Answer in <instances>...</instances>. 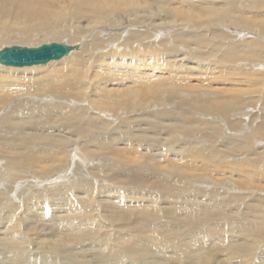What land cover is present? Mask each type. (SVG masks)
Wrapping results in <instances>:
<instances>
[{
  "label": "bare ground",
  "instance_id": "bare-ground-1",
  "mask_svg": "<svg viewBox=\"0 0 264 264\" xmlns=\"http://www.w3.org/2000/svg\"><path fill=\"white\" fill-rule=\"evenodd\" d=\"M212 29L213 34L201 33L202 37L192 34ZM171 33L172 37L161 41L164 45L154 41ZM38 35L40 45L47 43L44 41L49 36H59L64 44H76L79 49L42 66L13 68L0 63V179L8 172L13 174V187L6 194L0 192V264H264V251L259 250L264 246L262 221H238V217L225 216L232 209H224L226 212L217 211L214 217L227 220L228 225L218 230L213 227L221 221L214 224L212 216L199 212L202 202L200 208L194 204L200 192L186 197L191 198L185 202L182 195L188 190L186 186L192 191L209 184L206 176L195 175L198 165L186 170L190 175L184 174V168L198 152L203 153L202 149L186 148L174 159L165 149L162 160L151 161L139 153L146 137L139 135L137 144L129 138V130L134 136L136 127L128 125L123 132L125 147L119 144L120 134L112 137V131L127 126L119 120L131 126L145 122L169 127L175 133L166 139L169 145L195 134L194 121L199 124L201 118L213 117L230 125L240 122L248 128L244 117L249 110L259 105V113H264V0H0V50L38 47L31 44ZM249 36L252 39L248 40ZM200 50V54L194 53ZM240 72L243 74L237 75ZM192 77L196 87H208L206 80L223 77L241 79L234 85L249 89L226 88L229 92L221 98L210 93H187L185 88ZM257 88L261 92L255 99L250 91L254 93ZM76 102L85 106L77 107ZM163 106L173 109L157 114L159 120L146 118L151 113L140 114L145 107L151 111ZM228 114L236 121L225 118ZM164 118L176 122L164 123ZM259 121H248L259 125L247 138L254 144L264 141V115ZM77 143L87 152L89 173L96 182L91 181L93 187L98 185L97 178L108 182L113 178L100 172L102 165L116 171L111 161H141L140 167L149 166L150 175L165 174L162 178L166 182L183 187H171L164 181L156 184L145 178L144 169L125 178L128 183L124 181L122 187L116 186L120 184L117 181L114 187L98 185L95 191L82 189V185L76 189L50 187L56 185H50L56 173L65 170L60 154L65 156V163L71 158L84 160ZM40 144L50 148L40 149ZM201 156L202 161L207 159ZM96 161L102 165L92 167ZM239 162L237 159L236 167ZM245 166L244 179L251 172L248 164ZM139 182L148 190H131ZM1 183L0 188H4ZM227 184L222 183L229 187ZM21 186L25 187L22 191ZM159 186L161 194L157 195L153 190ZM126 187L130 189L123 191ZM214 190L223 189L216 186ZM224 191L229 190L224 189L221 195ZM218 192L213 199H218ZM17 200L20 202L12 205ZM175 201L177 206L172 204ZM22 202L27 206L20 208ZM204 225L218 231H207L205 236L196 232L194 239L176 235L177 231ZM146 229L149 232L143 231ZM139 231H143L141 241L137 240ZM159 231L164 239L157 237Z\"/></svg>",
  "mask_w": 264,
  "mask_h": 264
},
{
  "label": "rangeland",
  "instance_id": "rangeland-1",
  "mask_svg": "<svg viewBox=\"0 0 264 264\" xmlns=\"http://www.w3.org/2000/svg\"><path fill=\"white\" fill-rule=\"evenodd\" d=\"M213 1L221 2V0H213ZM241 1H244V0H241ZM234 28H235V31L239 30V27H234ZM111 29L114 31L113 33H116L115 30L117 28H114V26H113V27H111ZM216 29H222V28L221 27H215V30ZM210 32L213 34V29L210 30V31L201 30L199 32H194L192 34H197V35H200V37H202L204 35H202L201 33H210ZM113 33H111V35H113ZM184 33H188V32L185 31ZM38 34H40V33H38ZM232 34H234L236 36L237 32H232ZM173 35H174V33L166 34V35L161 36L159 38L160 40L157 38V39H154V41L157 42V40H158V43L164 45L161 41H163L164 39H168V38L172 37ZM103 37H106V36L103 35ZM125 37L126 38L129 37V35H126ZM39 38H40V35H38L36 38L32 39L31 44L32 45H38L39 44ZM107 39H109V37ZM250 39H252V37L249 36L248 40H250ZM52 41H54V42H58L59 41L58 43H66L59 36H57V37H50L49 36L48 40L44 41V42L51 43ZM245 41H247V37L243 38V42H245ZM115 42H116V40H115ZM215 42H219V41H215ZM230 43H233V42H230ZM234 43H237V42H234ZM31 44H29V46ZM75 45L76 44H72V46H75ZM69 46H71V45H69ZM193 46L196 47V45H193ZM162 48H164V47H162ZM78 49H79V47H78ZM201 50L200 51H195L194 53L195 54H200ZM205 50H206V48H205ZM186 52H188V51H186ZM58 61H60V60H58ZM58 61H54V62H58ZM44 65H46V64H44ZM36 66H42V65H36ZM30 67H34V66H30ZM30 67L27 66V67H13V68H30ZM188 71H193L194 72L195 70L194 69H188ZM241 74H243V73H241V72L237 73V75H239V76ZM220 78H221V81L219 80ZM236 82L240 83V82H242V80L238 79V78L226 80L223 77H217L216 79H214L211 82H208L206 80V83H208L207 84L208 87H196V86H194V84H196V81L192 77L191 79L188 80V82H187L188 85L186 86L185 91L187 93H192V94L210 93V94L219 96L221 98V95L223 93L229 92V91L226 90V88H228V89H249V88H246L245 86H240L239 87V85H234ZM253 92L254 93H252L250 91V95L252 94L251 97H254L256 99V98H258V97H256V95L260 94L261 91L258 90V88H257V90L254 89ZM75 104L77 105V107L80 106V107L83 108L85 106V104L83 102L82 103L76 102ZM258 106L259 105H256L254 108L249 110L250 113L247 112L245 117H244L246 119V122H247L246 125L248 123L250 124L248 126V128H247V126H244L243 123L240 124V122H237L236 124L230 125L227 122H220L218 119L216 120L213 117H209L207 119L206 118H203V119L201 118V122H199V124L196 122V120L194 121L195 128H193V130H195V131H193V133H195V134L191 135L190 137H185V139L180 140V141H178V143L172 144V145L166 144V143H168V141H166V139L172 138L173 134L175 135L173 129H171L169 127H166V126H163V127L162 126H153V124H148V123H145V122H144V124L141 123L142 125H137V126L133 125V126H131V124L126 123L125 120L124 121L119 120L120 124L127 125V126L126 127L124 126L122 128H118L116 131L115 130L112 131V132H114L112 137H116V135L120 134V135H118V136H120V138L118 140L121 141L119 144H121L120 145L121 147H125L126 144H123V142L126 143V141L125 140H121V138L124 136L123 132L127 131L128 125H130L129 126L130 128H135L136 127L135 132H134V136H133V132L131 130H129V133L131 134L129 138L133 139L132 142L134 144H137V141L139 142V140H140L139 139V135H144L146 137L147 141H146V139H144L143 145H142L143 147L140 148L141 151H139V153H143L144 154L143 158L144 157H148V159L151 160V161H153V160H162L165 157L166 150H170L171 151L170 152V156L174 159L177 156H180L182 153H184L186 148H194V149H198L199 148V149H202L203 153L202 152L201 153L198 152V155L192 160V162L188 166H186L184 168L185 169L184 170V174H189L190 175L191 171L188 172L186 170L189 169V168H192L194 165H196V166L198 165L199 167L197 168L195 175L206 176V177H204V179L208 178L209 184H207V186H204L203 188H199L198 186H196L192 191H190L192 188L186 186L188 188V190L186 191V193L185 192L184 193L187 196L182 195L183 198H186V197H188L190 195H193V193L196 192V191L200 192V194H198V197L196 198V201L194 203L195 205H197L196 208H200L201 207V203H199V202H202V205L204 207L207 206L206 208H208L210 206V208H208V210H205L206 208L205 209L202 208L203 206L201 207L202 209L200 208L198 210H200L199 212H202L203 215H205V216L206 215L212 216L210 219L214 221V224H215V222L221 221V223L218 222L219 223L218 225L215 224L213 228L216 227L218 229V227H222L223 225H228V224H226L227 220L225 221V219L214 217V215L217 214V211L222 212V210H223V211L226 212V210H229V209H232L231 213H228V215H225V216H229L230 215L229 218L230 217H232V218L234 217L233 219L237 220V217H238V219H239L238 221H241L240 219H242V221H248L249 220V222H251L253 220V221H255L254 223L258 222V224L259 223L262 224V222H263L262 225L264 226V221H263L264 220V218H263L264 217V141L263 140L262 141H257V144H254L253 142H250V141H252L251 139H247L251 135H254L253 132H254L255 128L258 127L257 129H259V125H256V124L253 125L254 122L255 121H256V123L260 122L259 119L261 117V114H262V116L264 115L263 112L259 113L260 112L259 108H261V107L259 106V108H258ZM77 107L74 108V109H77ZM147 109L148 108H146V107L144 109H141L140 110L141 111L140 114L143 115L144 113H146V114L147 113L148 114L151 113L148 116H146V118L158 119L160 116H158L157 114L165 113V111H170L173 108H170V107L168 108L167 107V109H166V107L163 106L160 109H152L151 111L147 110ZM257 111H258V113H257ZM98 114H99L98 112H95V113L93 112V115L97 116ZM187 115H190V113H187ZM249 116L251 118H249ZM211 118H213V119H211ZM225 118L229 119L231 122L236 121V119L231 117V115H229V114L226 115ZM242 118H243V116H242ZM199 120H200V118L197 119V121H199ZM251 120L254 121L252 124L250 122H248V121H251ZM163 122L164 123H172V122L175 123L176 121L175 120H173V121L165 120V118H164ZM210 122H212V125L209 124ZM202 123H204V124H202ZM176 125L177 126H183L181 124H176ZM215 125H216V127H215ZM197 126L199 128H197ZM214 128H216L217 130L214 129ZM225 130H226V132L224 133ZM102 134H104V133H102ZM187 135L188 134H186V136ZM200 136H201L202 139L200 138V140H199ZM150 137H151V139H148ZM196 137H198V138H196ZM242 139H244V140L242 141ZM245 141H247L248 143L245 142ZM189 143H192V145L188 146ZM199 143H203V145L200 146ZM116 145H118V144H116ZM251 145H252L253 148L251 147ZM76 146H77L78 154L80 156H82V158H84V160H82L80 158H76V159L73 160V158H71L70 160L71 161L73 160L74 162L73 161L69 162L67 160L66 161L67 163H65V160H66L65 156L63 154H60L61 158L64 157L63 158L64 161L62 159H60L59 162H61V160H62L63 167H65V170L62 171L61 173H56V176H54V181L51 182V184H50V185H54V184H56V185L55 186H50V187H52V188H54V187L55 188H66V189L67 188L70 189V188L74 187V189H76L77 187L82 185V187H81L82 189H86V190L88 189L89 191L92 189V190L95 191V190H97L99 188L98 185L99 186L105 185L108 188L114 187L113 185H116V183H113V182H115V181H117V183H120V184L116 185L117 187L119 185H121V187H122V184L124 183V181L127 182V179H125V178H128V176L134 175L132 173H137L138 171H140L142 169L147 171L146 172L147 174H145V178L146 179H149L150 181H153L156 184H159L158 181L166 182V180L162 178L163 176H165V174L161 173L160 174V175H162L161 177H158V176L156 177V176H154V174L150 175L152 173H151V171H148L149 170V166H147L148 169H147V167H143V168L140 167V165H141L140 162L141 161H139V162L135 161L133 163L132 162H124V163H117V164L114 163V161H111V165L114 164L113 167L116 168V171H115V169L114 170L111 169V168L108 169V166L105 168L104 165L100 164V161L99 162L96 161L94 164L93 163L91 164V165H93L92 167H94V166L97 167V166L102 165V167L106 169V171H102V170H104L102 168V170L100 171L102 173V175L107 173L108 174L107 177H113V178H111L110 181H109V182H112V185L106 179H101V177L97 178L95 180L98 181L97 182L98 185L93 187L91 181H94V179L89 173V171H90L89 170L90 161L87 160L88 157H87V154H85L87 152L85 151L84 147L82 145H80V143H77ZM53 147L54 146H52V148ZM47 148L49 149L50 147L45 146L44 148H42V144H40V149H47ZM238 148L239 149L242 148L240 150L242 152H239V150H236ZM243 153L245 154V156L243 155L244 157L243 156L240 157L241 154H243ZM202 154H204V156L207 157V159L204 160V161H202L203 160V158L201 156ZM210 154L213 155L212 156L214 158L213 160L210 159ZM84 155H86V156H84ZM215 158H217V159H215ZM52 159L53 158H51L49 160L51 161ZM237 159H239V161H242V162H239L240 164H238L237 167H236L235 163H237ZM245 164H248V167L251 170V172L248 174V178L245 177L247 179V181H246V179H244V175H243L244 171H242L243 169L246 168ZM235 167H236V170L234 169ZM10 173L9 172L6 173L7 177L4 175L5 177L0 179V181H2V183H4L3 184L4 188H0V192L1 193L6 194L7 191L9 190V188L13 187V182H12V179H11L13 174L10 175ZM12 173H14V172H12ZM124 173H125V175H123ZM2 174H3V171H0V176H2ZM118 175L119 176L121 175V177H119ZM122 177H124V178H122ZM142 177H144V176H142ZM77 178H80L81 182L80 181H76ZM82 178L85 179V180H83ZM176 178L181 180V178H183V177L177 176ZM192 178L196 179L195 177H192ZM242 179H243V182H241ZM42 182H44V180H42ZM94 183H96V182L94 181ZM166 183L170 184L171 187H174V185H175V187L183 185V184H179V183H178V185H176L174 181L171 182V183L170 182H166ZM222 183H229L230 185L229 184H227V185L229 187L232 186L234 190L231 187H230V189H227L229 187H225V185L223 186ZM137 184L131 186L130 187L131 190H139V189H141L142 191L148 190L147 188H143L144 186H146V184H143L141 182H139ZM40 185H42V184L40 183ZM40 185L37 188L39 190H42L43 186H40ZM84 185H86L87 187L84 186ZM139 185H142V186H139ZM209 185L211 187H208ZM216 186H218V187L220 186L223 190L226 189V190H229V191H224L223 195H221V192L223 190H220L219 192H218V190L220 188H218L217 191L214 190V187H216ZM121 187H119V188H121ZM181 187H183V186H181ZM5 188H6V190H5ZM130 188L129 187L123 188V191H124V189L125 190L126 189L129 190ZM24 189H25V187H22L21 191L24 190ZM160 189H161V187L159 186L157 188V190H155V189L154 190L153 189H149V190H151V191L153 190L154 193L156 192L157 195H160L161 194V193H159L161 191ZM184 190H186V188H184ZM212 191H214L216 193L218 192V199L217 198L213 199V196H215L216 193H214ZM189 192L191 194H189ZM182 193H183V191H182ZM242 194H243V196H242ZM209 195H210V197H209ZM259 197H262V198H259ZM160 198L162 199V196H160ZM189 198H191V197H189ZM189 198H186V200H185L186 203L188 202ZM192 199H194V198H192ZM17 202L19 203L20 200H17L15 202H13L12 205H14V203H17ZM223 202L225 204H223ZM177 203L178 202L175 201L172 204L177 206ZM21 204H22V207H20V208H23V206H27L24 202H22ZM208 204H209V206H208ZM19 205L20 204H17V206H19ZM168 205L169 204H166V206H168ZM239 206H240V208L238 209ZM245 208H246V211H245ZM248 208H250V209H248ZM255 208L257 210L255 212H253V210ZM193 209L196 210L195 208H193ZM224 209H226V210H224ZM237 210H239V211L237 212ZM243 212H245V215H244ZM6 213H8V211ZM246 213H248V214H246ZM241 214H243V215H241ZM9 215H11V213ZM250 215L253 216V217H251ZM208 216H206V217H208ZM250 217H251V220L249 219ZM232 218H231V220H232ZM246 218H247V220H246ZM259 219H261V220H259ZM206 220L208 222V219H206ZM260 221H262V222H260ZM220 224H221V226H220ZM213 228L212 227L208 228L207 225H204L200 229L192 228L190 230H186V231H182V232L180 231L181 233L179 231H177L176 235H177V237H181L182 235H184L185 237H190L191 239H194L193 233H195V234H196V232L205 233V234H203V236H205L206 233H208L209 231L213 230L214 232H216V231L219 230V229L215 230ZM230 228H232V224H231ZM183 229H184V226H183ZM143 231H148V229L143 230ZM143 231H139L140 235L137 237L138 241H141L140 238H141V233ZM159 233H160V236H158ZM249 233L251 234V232H249ZM157 234H156L157 237H163L162 233L160 231ZM253 235L255 236L254 238H257L256 234H253ZM262 236H264V235H262ZM182 238H184V237H182ZM258 238H262V237L260 236ZM163 239H164V237H163ZM168 242L166 244H168ZM228 244L229 243L226 242V245H228ZM169 245L170 244H168L167 246H169ZM97 247H99V246H97ZM233 248L235 250V246H233L231 249H233ZM106 249L107 248H103V250H106ZM262 249L264 251V246L261 247L259 250L262 251ZM208 251L209 250H207V252ZM25 259H26V257H25ZM31 259L34 260V258H31ZM0 263H1V261H0ZM31 263H34V262L32 261L29 264H31Z\"/></svg>",
  "mask_w": 264,
  "mask_h": 264
},
{
  "label": "water",
  "instance_id": "water-1",
  "mask_svg": "<svg viewBox=\"0 0 264 264\" xmlns=\"http://www.w3.org/2000/svg\"><path fill=\"white\" fill-rule=\"evenodd\" d=\"M77 46L64 43H44L38 47L12 46L0 50V63L6 66L25 67L47 64L68 56Z\"/></svg>",
  "mask_w": 264,
  "mask_h": 264
}]
</instances>
